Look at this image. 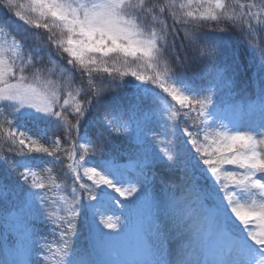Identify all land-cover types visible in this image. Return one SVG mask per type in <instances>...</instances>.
Returning <instances> with one entry per match:
<instances>
[{
    "label": "snow or ice",
    "instance_id": "1",
    "mask_svg": "<svg viewBox=\"0 0 264 264\" xmlns=\"http://www.w3.org/2000/svg\"><path fill=\"white\" fill-rule=\"evenodd\" d=\"M0 9L10 17L0 19V147L17 157L0 156V204L19 188V210L43 216L60 240L53 248L26 229L23 257L0 264H41L33 258L40 252L43 264L52 257L55 264H264V46L257 40L264 0H0ZM233 31L247 42V64L230 47ZM51 49L66 59L55 80L39 67ZM194 66L202 67L189 75ZM242 70L250 94L236 92ZM77 74L87 88L73 94ZM156 116L169 122L158 144ZM51 126L63 129L67 148L60 138L41 143ZM116 138L132 142L142 179L126 178L107 154ZM61 152L79 189L52 212L51 188L37 169ZM158 167L174 177H160V194ZM85 193L108 230L85 249L87 258L73 240ZM112 193L142 208L132 261L105 258L118 255L111 239L124 231L99 213Z\"/></svg>",
    "mask_w": 264,
    "mask_h": 264
},
{
    "label": "trees",
    "instance_id": "2",
    "mask_svg": "<svg viewBox=\"0 0 264 264\" xmlns=\"http://www.w3.org/2000/svg\"><path fill=\"white\" fill-rule=\"evenodd\" d=\"M0 19L6 21L10 20L9 15L3 9H0ZM205 30H207V28H205ZM257 40L261 44V46H264V32H259L257 34ZM230 47L235 48L237 51L243 52L244 55L242 56V60L245 64L248 63L247 42L243 37L240 36L238 32L233 31L230 33ZM51 57L52 58L50 60L47 53H45L44 61L39 65V67L42 68L45 72L51 71L55 73L56 75L52 76V79L55 80L57 79V75L60 72V68L66 64V59H60L55 49H51ZM201 67L202 66H194L191 70H189L188 74L192 75L195 72H199L201 70ZM27 74L31 78L32 69H28ZM249 75L250 73H245L242 70L240 75L236 78L235 89L239 95H243L245 92H247L248 94L251 93L252 89L248 79ZM117 80H119L118 77ZM81 87L87 88V80L86 78H83L79 74H77L75 80L71 84V90L73 91V94H75L76 90ZM115 92L119 96L128 97L131 95L130 91L128 90H115ZM79 99L86 100L87 95L82 93ZM62 102L63 100H61V103ZM10 113L11 109H8L5 113V116L9 115ZM69 118L71 119L70 113ZM0 119H3V117H0ZM166 123H169L166 117L156 116L154 118L152 127L157 135L156 140L153 141L154 144H158L162 139H164V129H162L160 126ZM187 123L190 125L191 121H188ZM25 127L31 130L32 135H36L37 128L34 122L26 121ZM57 138L61 139L62 147H68L67 141L64 140L63 129H58L55 126H51L49 128L47 134L41 140V143H44L48 147H52L53 141ZM167 138L171 139L172 137L169 135ZM98 146L99 143L97 142V147ZM105 150L107 154L115 160V162L123 172H125L127 170V167L129 166L133 169V172L136 175L140 174L139 170L136 169L138 168L137 160L134 159V157L137 155V153L136 149L132 145V142L124 138H116L111 145H106ZM90 153L91 150L89 152V158L91 159L92 157ZM58 155L61 157L58 162H56L55 164L41 163L39 168L37 169L40 176L46 181V183L49 184L51 188V191L48 192V195L52 201H55V203L52 204L51 208L49 209L52 212H55L58 206L61 208L64 207V200L61 199L62 197L71 200L73 187L79 189V184L75 183L74 176L71 170L67 167L69 161L67 160L65 154L61 152L58 153ZM0 156L7 157L9 160L13 161L17 159L14 154L8 152L7 146L0 147ZM95 159H99V157H95ZM43 160L51 161L52 158L44 156ZM85 182L91 183L90 181H87L86 178ZM84 196L85 198L83 199L81 204L83 214L78 218L82 221L83 227L85 228L88 237L86 240L87 245L84 248L78 250L81 255H84L85 258H87L85 249L91 250L98 233L107 232L108 230L103 229L102 225L99 224V220L101 218L100 215H92V212L95 210L87 207L89 205V201L86 198L87 194L85 193ZM112 196L114 197L112 202L99 205V213L102 214L105 218L111 216L114 219H118L119 224L123 227L124 231L119 233L120 236L113 237L112 239L124 237L128 240H131V238H133L134 235L137 234L135 225L140 221V218L142 216V208L138 203H134L130 206L129 201H124L115 193H112ZM20 203L21 197L19 195V188H17L16 192L8 201L0 204V244L4 246V252L6 256H8L9 260H12L14 258L20 259L23 256L25 247L29 245L28 231H35L36 233H38V236L42 238V232L39 231L40 229L42 230L41 225H43L44 227L48 226V229L51 230L55 227V225L51 224L43 216L37 219L34 216L27 215L26 210L23 212L20 211ZM60 214L63 215V212H61ZM26 229L28 231H26ZM113 235L116 234L114 233ZM71 254L72 252L68 257H66V259L71 258ZM56 259V257H52V264H55Z\"/></svg>",
    "mask_w": 264,
    "mask_h": 264
},
{
    "label": "rangeland",
    "instance_id": "3",
    "mask_svg": "<svg viewBox=\"0 0 264 264\" xmlns=\"http://www.w3.org/2000/svg\"><path fill=\"white\" fill-rule=\"evenodd\" d=\"M156 173H157L156 182L153 185V189L157 194H160V190L164 187V184H161L160 182V177L163 176L165 181H169L173 179L174 177L170 173H168L163 167H159L158 169H156ZM124 174H125V177L131 179L132 182H136L137 179H142L140 174L136 175L133 172V169L129 166L127 167V170L124 172ZM77 224H78V236L74 237L73 240L75 242L74 244L75 248L77 250L78 249L80 250L87 245L86 240H87L88 235H87V232L85 231V228L83 227L82 221L79 218L77 220ZM41 228L42 230L40 229L39 231L42 232V238L46 239L50 243L55 242L52 245L53 248H55L60 242L59 230L56 228V226L52 230L48 229V226L44 227L43 225H41ZM111 244H112V247L118 252V255L115 257L106 256L105 258L107 259L114 258L121 262H128V261H132L138 258L136 255V251L138 248L137 235H135L131 241L125 239L124 237L123 238L120 237L118 239L114 238L112 239ZM71 252H72V248L69 249V255ZM6 257L8 258V256H6L4 252V246L0 244V260L5 259ZM43 257H44V253L40 252V253H37L33 258L40 259L41 264H43ZM51 260H50V264H52Z\"/></svg>",
    "mask_w": 264,
    "mask_h": 264
}]
</instances>
